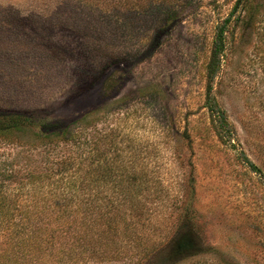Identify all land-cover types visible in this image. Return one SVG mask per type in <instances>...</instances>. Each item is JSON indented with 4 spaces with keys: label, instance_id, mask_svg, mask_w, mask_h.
<instances>
[{
    "label": "rangeland",
    "instance_id": "rangeland-1",
    "mask_svg": "<svg viewBox=\"0 0 264 264\" xmlns=\"http://www.w3.org/2000/svg\"><path fill=\"white\" fill-rule=\"evenodd\" d=\"M116 2L135 6L124 13ZM147 2L0 0V113L34 110L72 123L91 112L88 141L99 147L90 156L78 139L0 137V186L19 205L41 207L70 188L61 167L90 171L108 150L95 172L136 175L137 201L123 203L102 180L82 185L81 232L133 216L147 248L178 228L192 235L171 264H264V0ZM220 28L224 48L208 77ZM212 97L228 126L211 112ZM131 250L76 264H138ZM167 260L155 253L142 263Z\"/></svg>",
    "mask_w": 264,
    "mask_h": 264
},
{
    "label": "trees",
    "instance_id": "trees-1",
    "mask_svg": "<svg viewBox=\"0 0 264 264\" xmlns=\"http://www.w3.org/2000/svg\"><path fill=\"white\" fill-rule=\"evenodd\" d=\"M147 1L143 0L145 4L149 5ZM126 3H120L119 5L116 2L113 4V9L124 11L126 8L133 9L135 6L133 2ZM124 13L126 12L124 11ZM128 14L133 13L128 12ZM170 23L171 19L164 20L160 24L161 30L168 29ZM223 31L224 29L220 28V33L215 40L212 60L208 65V77H211L218 67V55L224 48L221 38ZM210 107L213 110L211 112H215L218 116L220 124L228 126L224 111L213 97ZM91 115V112L85 113L74 122L69 123L62 119L52 122V120L43 117L34 110L3 112L0 113V137L9 142H15L14 138L19 140V138L24 137L25 133H30L31 135L27 134V136H32L35 139L34 143L38 141L45 143L61 141L65 143L78 139L75 144L82 146V150L91 156L94 149L99 150V147H95L97 144L96 139L92 138L94 140L92 148H90L88 141L91 136L88 128L93 119ZM106 153H108V150H103L99 154L98 160H93V163L89 164L92 166L89 167L90 171L87 167L82 172V167L79 173L76 169H73L72 162L67 168L61 167L63 169L61 171L70 172L64 177L70 188L57 192L55 197L44 196L45 202L42 203L41 207L29 208V205L25 203L19 205L17 198L10 197L0 186V230H10L6 236L7 239L0 241V264H76L78 258L84 259L86 254L97 256L102 260H111L112 258L121 257L125 249H133L130 253L136 255L138 264H143L142 262H145L150 255L152 256L155 253H160L163 258L169 259L163 261V264H171L170 258L181 256L192 246V243H194L192 235L178 228L177 232L171 230L173 233L175 232L174 234L168 231L170 236L164 244L163 241L162 243L158 242V244L153 243L147 248V242L140 235L134 233L135 224L139 221H134L133 216L129 218L130 221L122 219L121 222L108 218L109 220L104 222V227L100 222L97 225L98 227L85 229L81 232L79 222L81 212L85 211L82 202L86 199L85 196L82 197L84 190L81 189L82 185L86 187L91 181L93 184H99L102 180L103 183H108L111 190L119 188V192L124 198L123 203L127 200L137 201V198L133 195L135 189L133 185L138 182L136 175H129V177L128 174L123 175V172L115 169L102 171V173L95 172L96 167H100L103 162L108 163ZM249 165L253 170L257 169L252 163H249ZM105 197L108 198L107 202L115 199V196L110 197V194ZM115 201L116 204L120 202L117 199ZM73 202L78 204L74 205ZM15 214L20 215L18 221H15ZM100 216L106 217L101 214ZM36 217H38V222L48 220L39 225L33 223ZM95 235L96 239H94ZM119 238H122V240ZM148 239L153 240V238ZM139 247L144 248L142 253L137 252Z\"/></svg>",
    "mask_w": 264,
    "mask_h": 264
}]
</instances>
